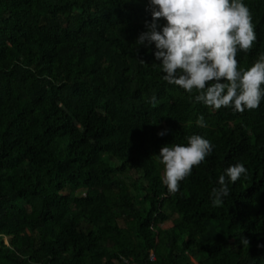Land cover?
<instances>
[{
	"label": "trees",
	"instance_id": "16d2710c",
	"mask_svg": "<svg viewBox=\"0 0 264 264\" xmlns=\"http://www.w3.org/2000/svg\"><path fill=\"white\" fill-rule=\"evenodd\" d=\"M243 3L247 70L264 0ZM151 20L148 0H0V264H264V100L216 110L166 82L136 42ZM193 134L212 153L169 194L159 150Z\"/></svg>",
	"mask_w": 264,
	"mask_h": 264
},
{
	"label": "clouds",
	"instance_id": "9594fccd",
	"mask_svg": "<svg viewBox=\"0 0 264 264\" xmlns=\"http://www.w3.org/2000/svg\"><path fill=\"white\" fill-rule=\"evenodd\" d=\"M148 10L152 20L145 22L146 31L136 42L155 46L154 57L160 61L166 82L189 93L195 89L199 93L195 100L216 110L224 107L243 113L260 106L264 100V54L247 70L238 67V53L249 52L257 40L251 11L243 0H148ZM196 124L207 126L202 115ZM187 141V145H165L159 150L164 165L162 182L169 194L177 193L193 167L212 153V143L201 135L193 134ZM247 172L239 162L225 169L219 187L211 190L214 207L222 206L230 194L229 183L246 178ZM241 243L249 245L244 237Z\"/></svg>",
	"mask_w": 264,
	"mask_h": 264
},
{
	"label": "built area",
	"instance_id": "2783aa9c",
	"mask_svg": "<svg viewBox=\"0 0 264 264\" xmlns=\"http://www.w3.org/2000/svg\"><path fill=\"white\" fill-rule=\"evenodd\" d=\"M151 258H153V256L151 255Z\"/></svg>",
	"mask_w": 264,
	"mask_h": 264
},
{
	"label": "rangeland",
	"instance_id": "374dc122",
	"mask_svg": "<svg viewBox=\"0 0 264 264\" xmlns=\"http://www.w3.org/2000/svg\"><path fill=\"white\" fill-rule=\"evenodd\" d=\"M193 260V259H192ZM194 261V260H193Z\"/></svg>",
	"mask_w": 264,
	"mask_h": 264
}]
</instances>
